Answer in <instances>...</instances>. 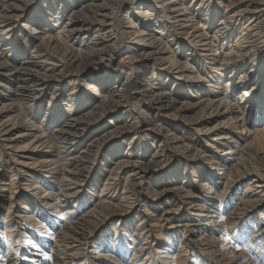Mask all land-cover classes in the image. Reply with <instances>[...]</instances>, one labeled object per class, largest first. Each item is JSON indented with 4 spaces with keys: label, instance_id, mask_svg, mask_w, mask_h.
Here are the masks:
<instances>
[{
    "label": "rangeland",
    "instance_id": "obj_1",
    "mask_svg": "<svg viewBox=\"0 0 264 264\" xmlns=\"http://www.w3.org/2000/svg\"><path fill=\"white\" fill-rule=\"evenodd\" d=\"M26 1L0 0L33 159L0 135V264H264V0Z\"/></svg>",
    "mask_w": 264,
    "mask_h": 264
},
{
    "label": "bare ground",
    "instance_id": "obj_2",
    "mask_svg": "<svg viewBox=\"0 0 264 264\" xmlns=\"http://www.w3.org/2000/svg\"><path fill=\"white\" fill-rule=\"evenodd\" d=\"M22 2V1H21ZM25 2H27L26 0H25ZM7 3V2H6ZM7 5V4H6ZM15 5V4H14ZM17 6V5H16ZM7 7H5V9H6ZM18 8H19V6H18ZM20 10V9H19ZM184 11V10H183ZM260 11V10H259ZM262 12V11H261ZM188 15V14H187ZM257 16V15H256ZM256 24H258V23H256ZM181 25V24H180ZM195 32V31H194ZM41 39V38H40ZM50 41V40H49ZM48 42V41H47ZM204 44V43H203ZM95 45H96V43H95ZM98 45V44H97ZM197 45V44H196ZM241 45V44H240ZM202 46V45H201ZM209 46V45H208ZM112 47V46H111ZM206 47V46H205ZM200 49V48H199ZM49 50V49H48ZM93 50V49H92ZM72 51V50H71ZM95 51V50H94ZM90 52V51H89ZM96 52V51H95ZM98 52V51H97ZM98 54H99V52H98ZM95 55V54H94ZM83 62V61H82ZM33 63V62H32ZM41 63V62H40ZM26 67H28V66H26ZM28 70L29 69H27V68H22V69H18V70H16L15 71V73H14V75L16 76V77H18V76H20V77H26L27 79L28 78H30V73L28 72ZM30 71V70H29ZM78 72H82V73H84L85 72V70H84V68L82 69V68H79L78 69ZM13 76V75H12ZM18 79V78H17ZM16 79V80H17ZM26 81V80H25ZM17 87V86H16ZM25 92V91H24ZM113 92V91H112ZM96 95V94H95ZM9 103V102H8ZM240 103V102H239ZM9 108V107H8ZM3 110V109H2ZM3 112V111H2ZM18 113V112H17ZM4 118V117H3ZM71 127H73L74 126V123L73 122H71V124H69ZM22 127H24V125L23 124H19V121H18V119H16V118H13L12 116L11 117H6L4 120H2V121H0V135L2 136H0L1 138H4V140L6 141V143L8 144V147H9V150H11V151H13V152H18V151H22V152H24L25 154V158L28 160V159H32V157H31V155L32 154H27L28 153V150L29 149H31V148H29L31 145L30 144H33L34 145V143H36L37 141H40V139H38V138H32V140L28 143V146L29 147H27V146H24V147H16V145L14 144L18 139L20 140V138H23V139H25L26 137H28L29 135L27 134V133H25L24 131H19V132H17L16 133V130L17 129H19V128H22ZM75 128V127H74ZM25 129H26V127H25ZM69 129V128H68ZM66 131H67V129H65ZM65 131V132H66ZM27 132V131H26ZM66 133H68L69 134V132H66ZM256 134V133H255ZM70 135V134H69ZM68 135V136H69ZM38 136V135H37ZM42 136V135H41ZM61 136V135H60ZM67 136V135H66ZM66 138H68V137H66ZM65 138V139H66ZM70 138V137H69ZM68 138V139H69ZM224 138V137H223ZM226 138V137H225ZM68 139H67V141H68ZM3 140V141H4ZM4 141V142H5ZM62 141V140H61ZM5 143V144H6ZM38 144V143H37ZM35 146V145H34ZM37 146V145H36ZM35 146V147H36ZM7 147V146H6ZM89 147V146H88ZM93 147V146H92ZM29 148V149H28ZM34 148H32V150H33ZM51 153V152H50ZM27 154V155H26ZM36 159V158H35ZM34 159V160H35ZM44 159V158H43ZM33 160V159H32ZM30 161V160H29ZM73 161H77V159L76 160H73ZM48 162H50V160H43V161H40V162H35V161H32V162H27V161H22L21 163H20V165H22V167H29V166H39L40 167V165H44L45 166V164H47ZM74 164V163H73ZM32 168V167H31ZM42 168V167H41ZM25 172V171H24ZM77 176V175H76ZM138 176V175H137ZM69 190V189H68ZM67 192V191H66ZM69 192V191H68ZM64 195H66V194H64ZM70 196H71V194H69ZM67 196V195H66ZM12 198V197H11ZM92 221V220H91ZM90 221V222H91ZM211 224V223H210ZM87 231V230H86ZM91 232H92V230L91 229H89L87 232H81V233H78L77 234V236H75L74 238H73V240H72V242H70V246H76V243L77 244H79V247L80 248H78V249H81V250H84V248H85V246L89 243V240H90V237H91ZM71 244H73V245H71ZM75 244V245H74ZM64 246V245H63ZM82 252V251H81ZM79 253V252H78ZM78 253H74V254H72L74 257H76L77 255H79Z\"/></svg>",
    "mask_w": 264,
    "mask_h": 264
}]
</instances>
